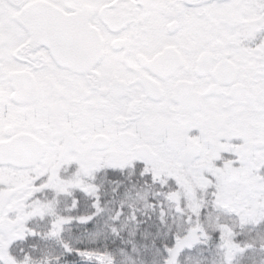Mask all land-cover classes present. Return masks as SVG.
Here are the masks:
<instances>
[{
    "label": "snow or ice",
    "instance_id": "obj_1",
    "mask_svg": "<svg viewBox=\"0 0 264 264\" xmlns=\"http://www.w3.org/2000/svg\"><path fill=\"white\" fill-rule=\"evenodd\" d=\"M0 264H264V0H0Z\"/></svg>",
    "mask_w": 264,
    "mask_h": 264
}]
</instances>
